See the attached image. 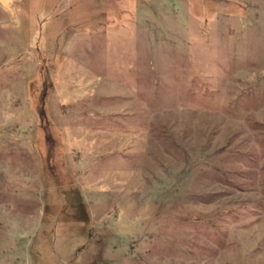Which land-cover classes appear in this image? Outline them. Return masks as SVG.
<instances>
[{"label": "rangeland", "instance_id": "obj_1", "mask_svg": "<svg viewBox=\"0 0 264 264\" xmlns=\"http://www.w3.org/2000/svg\"><path fill=\"white\" fill-rule=\"evenodd\" d=\"M0 264H264V0H0Z\"/></svg>", "mask_w": 264, "mask_h": 264}, {"label": "bare ground", "instance_id": "obj_2", "mask_svg": "<svg viewBox=\"0 0 264 264\" xmlns=\"http://www.w3.org/2000/svg\"><path fill=\"white\" fill-rule=\"evenodd\" d=\"M181 170V169H180Z\"/></svg>", "mask_w": 264, "mask_h": 264}]
</instances>
